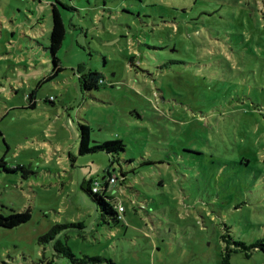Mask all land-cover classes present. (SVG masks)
Instances as JSON below:
<instances>
[{
    "label": "rangeland",
    "instance_id": "1",
    "mask_svg": "<svg viewBox=\"0 0 264 264\" xmlns=\"http://www.w3.org/2000/svg\"><path fill=\"white\" fill-rule=\"evenodd\" d=\"M53 4L66 35L51 77ZM81 64L105 84L83 91ZM79 122L126 150L80 154ZM2 156L31 172L0 166V213L32 218L0 227V264H72L59 239L103 258L89 264H218L227 231L264 239V0H0ZM108 168L128 175L122 222L82 187Z\"/></svg>",
    "mask_w": 264,
    "mask_h": 264
},
{
    "label": "trees",
    "instance_id": "2",
    "mask_svg": "<svg viewBox=\"0 0 264 264\" xmlns=\"http://www.w3.org/2000/svg\"><path fill=\"white\" fill-rule=\"evenodd\" d=\"M52 29L50 33V44L49 50L52 55L53 64H54V73L51 77L57 75L59 71L62 70L60 66V59L58 57V52L62 46L63 40L66 35V28L62 18V15L55 4L52 5ZM78 77L80 80L81 88L83 91H90L93 89H98L102 84H105L104 74L98 70H85L83 64L79 65L78 68ZM49 77L48 79H51ZM35 93L29 96L30 103L27 107L35 108L37 102L35 100ZM92 127L88 123L79 122V133H80V143H79V152L80 154H89L99 151H105L108 154L117 153L126 150V144L123 139L115 140H105V141H92L91 137ZM114 164V159L111 160V165ZM0 166L8 172H19L21 171L23 177H27L28 173L31 172L23 164L9 165L7 156L0 157ZM115 177L116 182L114 184L110 183V179ZM127 172L121 168L120 175L116 172H112L110 168L107 169L106 175L103 178L98 179L94 177H89L85 179L82 187L86 193L91 197V199L96 203L98 210L101 212L103 218L106 216L112 217L116 222H122L124 220V213L120 214L118 210V203L123 201L116 197L115 188L118 183L126 185L127 183ZM96 182L99 183L100 188L98 191H94ZM32 218L31 209L25 210H12L11 213L5 215L0 213V227L12 229L21 224H24ZM71 226H77L84 228L83 224L72 223ZM66 224H56L52 226L44 235L40 237L41 240L49 241L56 238V235L60 232V229L67 228ZM228 242V246L225 247L223 253H221V258L218 261V264H232L231 257L232 253L244 252L246 256H250L252 251L262 250L264 251V239L258 240L256 243L247 244L244 241L233 240L232 235L227 231V234L223 237ZM232 243L235 245L233 246ZM55 248L64 254V256L71 259L72 264H89L97 263L102 261V257H90L86 256L83 259L76 257L73 253L70 246L66 243H63L62 240H56Z\"/></svg>",
    "mask_w": 264,
    "mask_h": 264
},
{
    "label": "built area",
    "instance_id": "3",
    "mask_svg": "<svg viewBox=\"0 0 264 264\" xmlns=\"http://www.w3.org/2000/svg\"><path fill=\"white\" fill-rule=\"evenodd\" d=\"M115 182H116V178L115 177L110 179V183L111 184H114ZM99 188H100V185H99L98 182H96L95 187H94V191H98ZM118 210H119L120 214H122L124 212L125 206H124V204L122 202L118 203Z\"/></svg>",
    "mask_w": 264,
    "mask_h": 264
},
{
    "label": "crops",
    "instance_id": "4",
    "mask_svg": "<svg viewBox=\"0 0 264 264\" xmlns=\"http://www.w3.org/2000/svg\"><path fill=\"white\" fill-rule=\"evenodd\" d=\"M37 102V101H36Z\"/></svg>",
    "mask_w": 264,
    "mask_h": 264
}]
</instances>
